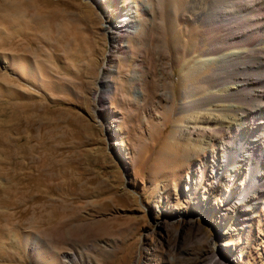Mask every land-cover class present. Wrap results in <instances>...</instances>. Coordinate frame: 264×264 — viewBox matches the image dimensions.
<instances>
[{
	"label": "rangeland",
	"instance_id": "374dc122",
	"mask_svg": "<svg viewBox=\"0 0 264 264\" xmlns=\"http://www.w3.org/2000/svg\"><path fill=\"white\" fill-rule=\"evenodd\" d=\"M4 3L0 264H264V124L200 108L234 86L203 85L202 0Z\"/></svg>",
	"mask_w": 264,
	"mask_h": 264
},
{
	"label": "bare ground",
	"instance_id": "6f19581e",
	"mask_svg": "<svg viewBox=\"0 0 264 264\" xmlns=\"http://www.w3.org/2000/svg\"><path fill=\"white\" fill-rule=\"evenodd\" d=\"M2 2L3 0H0V3ZM5 4L6 3L1 5ZM1 5L0 20L11 24H14V21L18 22L17 20H19L20 17L15 11V5ZM202 6L204 7L202 13L203 23L207 27L204 32L206 40L203 44L205 46L208 45L206 57H211L209 63L215 67L213 73L207 75L203 79V85L205 88L214 86L217 89L222 88L224 91V85L231 84L234 86L230 88L232 91L229 93L224 92L222 96L217 95V93L215 94L213 91L214 93L211 92L205 99H201L198 104L200 108H203L202 111L208 109L211 110L210 115H216L213 106L217 102L230 101L232 104L224 106L225 110L231 112L238 110L243 114L250 115L251 122L248 123L249 121L245 120L242 125L246 126L247 124H252L254 127L256 125V129H260L261 123L264 124V122H257V120L264 118V45H261L264 44V0H202ZM131 11L132 8L130 6L120 9V13L123 12L128 15ZM256 12H262L263 14L254 17L253 15ZM127 18L126 20L116 21V26L121 33L114 37L118 41L121 40L125 34L128 35L131 30L132 24L130 23L129 17ZM243 23H246L248 27L246 28L245 26V30H239V32L232 34V38H228V35L224 33L232 27L241 29ZM229 40L232 41L230 42ZM249 47H252V50L255 48L254 50L258 54L263 55L257 58L254 57V59L247 57V50ZM12 48L13 51L16 52L21 53L24 51L23 45L18 47L16 46V42H13ZM246 48L248 49L245 50ZM25 56V54L21 53L17 57L23 59ZM242 62L246 64L245 69L236 73V67L242 64ZM248 100L255 103L253 104L255 107L250 109V111L247 104ZM187 105H185V108L192 107V105ZM206 105H210V107L205 108ZM215 106L217 107L220 105ZM196 112L198 111H195V113ZM199 114L201 113L199 112L198 115ZM199 117H197V119L200 120ZM207 120L208 118H206V121ZM195 126L196 127H193L194 131L198 126L201 128L202 125L196 124ZM255 134L256 131L253 132V135L254 137H259V135ZM210 264L218 263L213 261Z\"/></svg>",
	"mask_w": 264,
	"mask_h": 264
}]
</instances>
